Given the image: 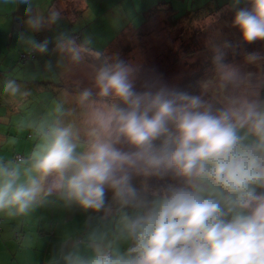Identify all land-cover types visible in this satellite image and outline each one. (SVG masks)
Here are the masks:
<instances>
[{
  "label": "clouds",
  "instance_id": "9594fccd",
  "mask_svg": "<svg viewBox=\"0 0 264 264\" xmlns=\"http://www.w3.org/2000/svg\"><path fill=\"white\" fill-rule=\"evenodd\" d=\"M13 2L23 6L17 43L47 56L37 74L55 80L67 64L85 80L71 106L55 99L16 123L26 149L0 140V217L82 216L47 264H264V0H227L192 20L206 39L187 84L61 29L54 0ZM81 10L91 14L89 0ZM43 30L56 34L38 42ZM28 82L6 72L0 98L27 100Z\"/></svg>",
  "mask_w": 264,
  "mask_h": 264
},
{
  "label": "crops",
  "instance_id": "0c3cea01",
  "mask_svg": "<svg viewBox=\"0 0 264 264\" xmlns=\"http://www.w3.org/2000/svg\"><path fill=\"white\" fill-rule=\"evenodd\" d=\"M44 2H46V0H44ZM54 2L58 7L63 9L64 19H62L60 24L61 29L71 30L77 34L90 33V31L96 29L97 21L92 17L93 13L96 12L98 8L100 13H107V18L112 22L114 8L117 7L114 0H89L91 14L85 15L81 10L82 0H54ZM118 2L120 1L118 0ZM119 5L121 8H124L122 4ZM16 7L17 4L14 3L13 0H8L7 3H5L4 0H0V81L3 80L6 72H12L27 78L25 73L20 69H30L33 71L37 69V60L30 63L19 61V54L27 50L23 45L17 43V32L23 31V29L17 27L16 17L22 16L23 6L20 7L19 12H15ZM110 25L114 26L115 24L110 23ZM55 34V30L52 32L43 30L40 33H35L34 36L39 42ZM92 35H94L98 41L104 43L103 40L97 38L96 34ZM105 37V40H107V36ZM38 60H40L42 64L43 57H39ZM63 68H65V65L57 69L58 77L62 81L65 79L64 73H61ZM42 79L50 83L44 76ZM32 84L33 82L29 80L28 87L32 90V96L27 100L9 102L0 98V140H6L8 137L20 139L17 140V144L14 147V149L18 147L20 149L19 151H23L31 144L29 136H25L26 132L19 131L15 125L22 118L27 119L23 109L24 107H31L34 102L33 96L35 91ZM73 92L75 93V90ZM36 99L40 100L39 98ZM59 99L61 98L59 97ZM37 102L40 106L41 101ZM18 115H20L19 118L21 117V119L18 118ZM55 210L56 209L53 208L52 215H55ZM44 216L43 214L38 218L33 217L31 220L24 223L0 217V264H47L48 258L52 255L51 246H57L59 236L65 231L66 224L72 221L70 216H67L66 212H60L57 218V224L54 228L52 227L53 230L50 231L55 216L52 217L51 220L49 219V215L47 217ZM34 219L39 223L36 226L32 225ZM50 233L52 234L50 235ZM16 234L18 235L17 238Z\"/></svg>",
  "mask_w": 264,
  "mask_h": 264
},
{
  "label": "rangeland",
  "instance_id": "374dc122",
  "mask_svg": "<svg viewBox=\"0 0 264 264\" xmlns=\"http://www.w3.org/2000/svg\"><path fill=\"white\" fill-rule=\"evenodd\" d=\"M119 1L120 2H118V0H114V3L117 7L114 8L112 22H110L109 18H107V13L99 12V8L96 10V12L93 13L92 18L97 21V24L96 29L90 31V33L96 34L97 38L103 40L104 43L102 44L104 46L119 51L123 56H139L147 66L154 67L158 72L162 73L167 78H182V83L185 81L184 79H187L189 76L190 78H196L198 69L195 64L204 62L203 44L204 40L206 39L205 33L191 27L192 20L199 16L187 15L181 21H179V23L173 25L169 23V20L167 19V13L163 14L161 17H155L157 21L156 28H159L160 36L152 39V36L150 35L147 42L143 45H141V43L139 42L141 40H138V38H134L140 45L134 43L135 47L131 48V53L129 54L125 52V50L129 47L128 44L124 45L123 47L121 43V47L123 48L121 50L119 49L120 46L117 43L114 44L115 36L123 27H125V25L141 22L142 19L140 17V14L148 10L151 6L155 5L159 0ZM164 1H170L174 5L178 2V0ZM206 1L209 0H193V5L201 4ZM212 1L217 2L218 4L227 3V0ZM119 4H122L124 8H121ZM137 12H139L137 17L132 19L134 14H136ZM227 19L230 18L227 17ZM110 23H114L115 25L111 26ZM224 32L227 36H234L236 39H238V33L234 30L233 33H235L236 35L229 33L227 29H224ZM105 36H107V40H105ZM259 47H261V44L258 43L256 45L249 46V50ZM20 70L25 73L29 80L32 76H36V81L32 84L35 91V94L33 96L34 102L31 107H24L23 109V112L27 116V119L32 117H39L40 115H42L46 111L48 106L53 102V100L59 99V97L65 102L66 106H71L74 94L73 91H76L77 82L85 80L84 69L76 68L72 65L67 64L65 65V68L61 70V73H64L65 75L64 81L59 79L57 71V78L55 80L46 79L50 83H47L46 81H44V79H42L43 75L37 74V69H34V71L30 69ZM36 98H39L40 100ZM37 101H41L40 106ZM19 116L20 115H18V118ZM19 119H21V117ZM27 135L28 134L26 133L25 136ZM11 150L16 151L20 149L17 147L16 149ZM51 211L52 208L44 209V217H47L48 214L50 215ZM57 213L59 215L58 211ZM57 213L55 212L53 221L57 218ZM38 214L39 212L34 216V218ZM67 216L69 215L67 214ZM82 219V216H76L75 218H73L74 226L77 227ZM38 224V221L34 219L32 225L36 226ZM51 248V254H53L56 246H51Z\"/></svg>",
  "mask_w": 264,
  "mask_h": 264
},
{
  "label": "trees",
  "instance_id": "16d2710c",
  "mask_svg": "<svg viewBox=\"0 0 264 264\" xmlns=\"http://www.w3.org/2000/svg\"><path fill=\"white\" fill-rule=\"evenodd\" d=\"M224 6H225V4H218L217 2H213L212 0L206 1V2L201 3V4H196V5H193V0H178V2L175 5L170 1L167 2L164 0H159L155 5L151 6L148 10H146V11L142 12V14H140V17L142 19L141 22H139V23L136 22L133 24L125 25V27H123L119 31V33L115 36L114 44L117 43L120 46V48L118 47L120 50L123 49L121 47V43H122L123 47H124V45L128 44L129 47L125 50V52L130 54L131 48L135 47L134 43L139 44L134 38H138V40H141L139 42L141 43V45H143L147 42L148 37L150 35L152 36V39L160 36L159 28H156L157 21H156L155 17H158V16L161 17L163 14L167 13V19L169 20V23L171 25H173V24L179 23V21H181L187 15H193V16H199L200 17V16L205 15V14H213ZM138 13L139 12L134 14L132 19L137 17ZM227 17L230 18L229 16L226 15L222 18V20L227 19ZM229 33L236 35L235 33H233V31H231ZM141 36H142V38H141ZM228 38L236 39L234 36H230V35H228ZM124 39H126V40H124ZM45 58H47V56L43 57V59H45ZM38 59H39V56H36V55L30 56L27 51H24V52L19 54V61L23 62V63H27V62L30 63V62H32L34 60H38ZM195 66H197V69H198L197 72L199 74V71L202 69L203 62L196 63ZM198 74H196V76ZM194 79H195V77L190 78V76H189L187 79H184L185 81L183 82V84H187ZM52 210H53V208H52ZM57 211L59 212V215H60V212H64L60 209H56L55 212L57 213ZM41 214H44L43 210L39 212V214L36 216V218L40 217ZM57 215H58V213H57ZM54 216L55 215H52V211H51V214L49 215V219L51 220L52 217H54ZM57 218H58V216H57ZM57 218L52 222L51 228L52 227L54 228L55 225L57 224ZM70 218H71L72 222L69 224L68 223L66 224L65 230L75 228L74 223H73V218L72 217H70ZM53 228L50 231H52ZM51 234L52 233H50V235ZM17 237H18V235L16 234V238ZM50 237H52V236H50Z\"/></svg>",
  "mask_w": 264,
  "mask_h": 264
}]
</instances>
